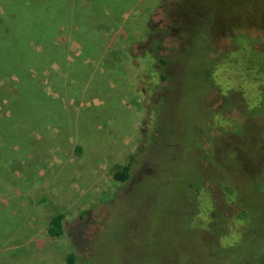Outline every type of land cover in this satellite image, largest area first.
<instances>
[{"label": "rangeland", "instance_id": "1", "mask_svg": "<svg viewBox=\"0 0 264 264\" xmlns=\"http://www.w3.org/2000/svg\"><path fill=\"white\" fill-rule=\"evenodd\" d=\"M184 1L181 40L152 55L149 29L169 26L162 0H0V264H264V158L246 163L264 107L245 114L264 99V58L246 63L232 36L216 46ZM203 5L227 27L253 13L246 0ZM129 164L132 183L113 181ZM209 187L228 200L218 210ZM208 216L236 243L228 252L198 226Z\"/></svg>", "mask_w": 264, "mask_h": 264}, {"label": "trees", "instance_id": "2", "mask_svg": "<svg viewBox=\"0 0 264 264\" xmlns=\"http://www.w3.org/2000/svg\"><path fill=\"white\" fill-rule=\"evenodd\" d=\"M216 2L217 0H185V4L188 7H194L195 8V12L198 13V15L201 18V24L204 22H206V24L211 25V31L216 28L215 30H213V34L215 33V40H216V46L217 43H219V41H221V38H227V37H233L236 38V40H241L242 43H246V63H259L260 60L262 59V57L264 58V15H262V18H259L257 9L260 8H264V0H262V5H258L257 3H255V1L257 0H246V9L250 10V12L253 13H247L246 14V18H244L243 20H240V23L238 25L234 24V27H227L226 26V21L224 19L225 15L221 14L222 12H217V14L215 13V20L214 18H212L213 20L210 21L209 20V13H207L206 11L203 10V7L205 5H203L204 3H212V2ZM259 1V0H258ZM178 2V1H177ZM177 2L174 4V0H162V8L164 9V11L166 12V17L169 20V26L166 29H153L150 28L149 29V33L147 35L148 37V48H149V52L154 55L156 53H159L161 51H164V42H165V36H172V37H177L179 40H181V36H182V32L183 30V24L182 20L178 14V9H176V6H179V3L177 4ZM227 4V3H226ZM176 5V6H175ZM169 9V11H168ZM261 10V9H260ZM255 13V14H254ZM232 15V14H231ZM230 15V16H231ZM212 16V15H211ZM232 21H234L235 23V17L231 18ZM213 48L211 49L209 52H207V56H208V60L210 61V69L207 70L206 72H204V75L207 77V79L209 80V78L212 76L213 73V68L212 65L219 63L217 60H213L210 58V55L212 53H216L217 52V48ZM155 58L157 59V63H160L163 65H166L169 63V61L161 56H155ZM218 60H220V57L218 56ZM215 65V66H216ZM212 68V70H211ZM264 68V67H263ZM166 77L162 76V80H165ZM210 83V81H209ZM241 96V95H240ZM242 98V97H241ZM237 100V98H236ZM229 101L231 102L232 99L229 97ZM234 101V99H233ZM262 103L259 104L256 107H250L249 104L246 103V119L247 120H251L252 117L256 116L259 113V110L263 109L264 107V99L261 100ZM236 106V103L234 101V105L233 107ZM232 107V108H233ZM224 115V114H223ZM222 117V115L220 116ZM224 131V130H223ZM234 129L231 130V134L235 135L233 133ZM225 132V131H224ZM223 135H225V133H223ZM264 143L262 144V146L260 145V150L258 152H254L253 150L250 151V155H248L246 157V163L248 164V162L250 160H256V164L255 167L257 170L262 169L260 164H261V160L264 158V149H263ZM78 151L80 152L79 154L82 153L81 149L78 148ZM203 159L205 161L208 162V164L214 163L215 165H217V163L215 162V160H212L206 157H203ZM112 180L115 182H121V183H126L128 181H131V164L126 165L124 167H121L117 170H115V172L112 174ZM210 181L206 180V179H202L199 183L198 186H194V187H190V191H195L196 194H200V190L201 188L204 189V186L206 185V183H209ZM132 183V181H131ZM211 183V182H210ZM220 188H224L226 190H228L226 193L228 195L229 201L234 202V198L233 195L231 193V189L228 186H223L222 184H218ZM194 192V193H195ZM205 197H207V199L209 200V203L212 205V203L214 204V206H216V210L217 209V205L218 201H223V202H228V200H226V197L223 199L221 197V190L219 191V193H215L214 190H212V187L206 188L205 189ZM191 192V196L192 198L194 197V194ZM226 195V196H227ZM194 202V201H193ZM235 203V202H234ZM194 212L192 213V219H195L198 221L197 217H198V212L197 210H195V208L197 209V204L196 201L194 202ZM216 212V211H215ZM242 219L246 221V223L250 222V214L248 213V211L242 210ZM217 216H220V214L218 212H216ZM64 218L65 216L63 214H58L54 217H52L51 221H50V225L48 228V234L49 236H51L52 238H60L63 236L64 234ZM210 222H213V224L210 225H206L205 227H203L201 224L198 225L201 230L204 232L206 231V235H210L211 239H214V242L216 243L217 247L216 249H218V251L220 253L223 252H228L232 247H234V244H236L235 242L232 244L228 243V246H224L221 243V238H227V235H224L225 230L223 229V227H221V225H219V223L217 222L218 218L213 217V216H208L207 217ZM216 221V222H214ZM245 225V222H244ZM240 230V229H239ZM238 230V231H239ZM237 231V234L239 233ZM242 264H252V262H250L249 260H246L245 262H243Z\"/></svg>", "mask_w": 264, "mask_h": 264}]
</instances>
